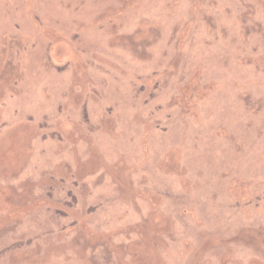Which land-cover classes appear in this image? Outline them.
Returning a JSON list of instances; mask_svg holds the SVG:
<instances>
[{
    "label": "rangeland",
    "instance_id": "374dc122",
    "mask_svg": "<svg viewBox=\"0 0 264 264\" xmlns=\"http://www.w3.org/2000/svg\"><path fill=\"white\" fill-rule=\"evenodd\" d=\"M0 264H264V0H0Z\"/></svg>",
    "mask_w": 264,
    "mask_h": 264
}]
</instances>
